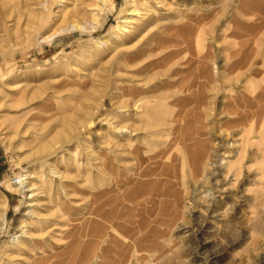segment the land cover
<instances>
[{
  "label": "rangeland",
  "instance_id": "1",
  "mask_svg": "<svg viewBox=\"0 0 264 264\" xmlns=\"http://www.w3.org/2000/svg\"><path fill=\"white\" fill-rule=\"evenodd\" d=\"M20 1L0 0L1 95L14 101L21 100L27 109L33 108L39 114L40 120L47 121L51 115L67 118L71 128L57 119L45 131L53 128L59 131L56 140L50 144L70 142L64 151L45 161L42 151L37 154L32 148L35 142L29 139L31 136L26 137L25 146L20 149L19 138L0 129V209L5 199L8 205L6 229L0 231V264H31L34 261L36 264H76L87 252L84 245L91 239L92 228L117 209L120 215L126 209L131 212V216L119 220L120 236L122 233L134 236L136 244L144 238V232L153 229L156 233L150 236L155 246L145 247L146 250L139 252L135 246L130 248L133 251L130 250L128 264H264V0H164L165 5H172L177 12L172 31L177 39L167 43L168 53L180 54L162 63L159 67L164 64L163 67H157V71L151 70L140 77L152 80L154 92L150 106L156 114L151 119L156 138H150L156 143L152 151L154 157L146 160V155H142L144 164L140 172L154 167L151 179L159 180L160 188L168 178L167 195L162 206L168 205L166 208L171 211L174 194H181L183 213L176 221L166 224L167 217L158 208L161 204L159 197L153 208L160 209L161 214L152 209L154 213L150 211L144 215L149 229L147 227V231L138 235L135 234L144 222L142 218L138 221L135 210L142 207L129 199L123 200L121 193L119 197L110 193L106 199L100 195L113 190L115 185L118 189L124 187L120 181L123 176L120 153L112 151L106 141L107 137H115L114 140L120 143V133L113 136L108 122L101 119H105L106 114L119 115L120 111L110 103L108 94L113 93L114 101L120 102L122 88L129 82L111 79L98 68L113 54L112 47L121 34V12L126 1L112 0L100 11L96 8V17L90 12L81 27L78 26L82 29H71L54 19L39 31L30 29L34 25L29 24V16ZM53 26L63 30L48 41L46 37ZM105 41L106 45L100 43ZM159 42L150 44L146 50L155 49L154 45H159ZM123 43L127 47L133 44L128 40ZM191 53L197 57L206 53L213 60L209 62V68L213 67V72L221 74V81L214 76L216 83L212 81L214 85L210 83L211 87L200 73L187 70L176 77H172L170 72L166 76L160 75L169 65L182 62L181 59L189 58ZM129 56L119 55V60L130 63L132 58ZM198 76V82L201 81L203 87L208 86L205 92L199 86L187 91V85L196 82ZM212 88L218 89L219 93ZM101 95L104 97L102 102ZM185 95L190 98L179 100ZM199 98L204 104L202 108L197 103ZM94 100L101 107L98 105L99 113L88 124L85 112L92 108ZM232 110L239 113L244 110L245 114L239 117L241 114L233 115ZM171 122L173 126L169 125ZM38 124L45 123L39 121ZM84 126V132L80 133L79 129ZM201 137L205 141L207 155L215 147L221 154L213 169L214 180L191 175L193 154L197 153L194 147ZM48 138H41L39 144ZM144 143L141 137L138 145L142 147ZM220 143L224 146L220 147ZM38 159L44 160V164L36 162ZM237 164L242 165L241 169L233 173ZM54 167L64 170V176L70 178H63L61 185L64 186H58L60 180L53 178ZM98 167L101 171L97 170ZM204 168L199 171L203 176L207 173ZM133 169L128 168L129 179H133ZM27 174L32 177L27 181L40 187L28 210L38 214L45 207L55 209L57 201H60L68 208L67 219L72 220L70 224L60 222L62 226L55 227V235L43 245L34 232L37 228L29 226L34 215H24L27 209L20 191L23 183L20 188L10 183L13 176L23 178ZM172 191L174 193L171 194ZM109 198L117 201L112 203ZM166 208L165 214L169 212ZM21 227L34 235H20L24 230ZM79 229L83 236L79 231L74 232ZM15 236H20L22 245L14 244ZM115 246L108 247L105 252L104 257L109 262H117L120 251L129 247L122 244L121 238Z\"/></svg>",
  "mask_w": 264,
  "mask_h": 264
},
{
  "label": "bare ground",
  "instance_id": "2",
  "mask_svg": "<svg viewBox=\"0 0 264 264\" xmlns=\"http://www.w3.org/2000/svg\"><path fill=\"white\" fill-rule=\"evenodd\" d=\"M111 1L112 0H22V1H20V4L24 7L23 9H25L24 10L25 14H27L29 16V18H28L29 24L31 23L34 25V26L32 25L33 27H31L30 29H32L34 31H36V30L39 31L38 29H41L42 27L48 26V24L54 19L56 21H58V23L67 24L71 29H74L75 27L79 28V27H81V23L88 17V14L90 12H92L93 17H96V14L94 13L96 8H98L97 10L100 11L101 9H103L102 7H105L106 5L111 3ZM125 1H126L125 8L121 12V17H122L121 24H123L121 27V34H120V36L117 35L118 37L116 38V43L112 47L113 48V54L106 62H104V63L100 62L101 64H99V68H98V70L100 72H104L105 74L110 76L111 79L112 78H120V81L124 80V81L129 82L128 85L124 86L125 88H122L123 92L120 95V102L114 101L115 97H114L113 93L108 94V95H110L109 96L110 103H112L113 106H115L116 109L120 111L119 115L106 114L105 119L104 118L101 119L102 121L108 122V126L113 131V136L115 135V133H120V143H117L114 140L115 137H113V138L107 137L106 141L109 145H111L110 148L112 149V151L120 153V168L123 169V172H122L123 176L121 177L120 181L124 184V187L120 186V188L118 189V186L115 185L114 186L115 190L113 189V190H110L109 192H102L100 195L106 199L110 193H111L110 195H114V196H118V197H119V194L121 193L120 197L123 196V200L129 199L130 202L137 204L136 206L142 207V208H138L135 210L137 212L135 217H138V221L142 218V222H144V224L141 225L142 226L141 229L138 230L137 233L135 234V235H138V234H141L143 231H147L148 224L146 225V219L144 220L143 217H144V215L150 214L154 210L153 205L157 203L156 199L159 197L161 198V201H160L161 204L158 201V203L160 204V207H158V208H161L162 214L165 216V218L167 217L166 224H171L173 220L176 221L177 218L179 217V215L180 214L182 215V213H183L182 212L183 207L181 205L182 204L181 203L182 202L181 194H176V195L174 194V196H175L174 200H173L174 205L172 204L173 207H172L171 211H169L168 208H166L168 205L164 206L166 208V210L169 211L168 213L165 214L164 207L162 206V204L164 203V197L167 195L166 192L168 190V182H166V180L168 179L167 177H166L167 179H165V181L162 185V188H160L161 182L159 180H156V179H151V176L154 175V170H153V169H155L154 167H151L152 168L151 169L148 166L149 167L148 169H144V171L140 172V170H142V164H144V156H142V155H146V160H150L151 156H153L152 151H153V148L155 147V144H156L153 140H150V138L155 137V134H153V130L155 128V125L151 122V119H152V116H154V115L156 116L155 113L153 114L152 107L150 106V101H151V99H153V96H151V94L154 92L152 89V86H151L152 80H151V78L143 79L140 77H141V75L145 74L146 72H150L151 70L157 71L156 68L159 67L162 63H165V61L167 62V61L175 58L180 53H175V54L171 53V52L168 53L169 46L168 47L166 46L167 43L172 42L171 40L175 41V39H177V37L176 36L174 37V35L172 33V31H173V20H174V18H176L175 14L177 13L176 10L172 7V5H169V6L165 5L164 0H125ZM20 4L18 3V5H20ZM119 28H120V26H118V29ZM79 29H82V28H79ZM62 30H63L62 27L57 29L53 26L50 30L49 35L46 37V40H48V41L52 40L57 35V33L61 32ZM119 39H120V41H119ZM125 40L133 42V44L131 46L127 47V46H125L126 44L123 43ZM159 41H161V43ZM156 42H159L161 45L156 44L157 46L154 45V48L156 47L155 49H150L148 51L146 50L147 46H149L150 44H155ZM100 43L102 45H106V41L100 42ZM174 48L177 49V46H174ZM122 54H126L128 56L130 55L129 57L132 58L131 62L130 63H124L121 60H119V55L121 56ZM175 60L177 61V59H175ZM181 61L182 62H178L175 64L173 63V64L169 65V68L167 70L165 67L164 70H166V71H164L163 73H160V75L166 76V75L171 73L172 77L173 76L176 77V76L180 75L182 72L187 70L190 72L195 71V73H197V72L200 73L208 81V82H206L207 85L210 83H213V85H214V82L216 83V80H213L214 76H218L217 81H219V80L221 81V78H222L221 74L219 72L217 73L216 71L213 72L212 70H214L215 68H213V67L211 69L209 68V66H210L209 64L212 63L213 60L210 59V57L206 53H202L201 57H197L195 54L191 53V56L189 58H186L184 60L181 59ZM157 62H159V63H157ZM163 65L161 67H163ZM161 67H159V68H161ZM78 71H80V70H78ZM168 72H170V73H168ZM198 79H200L199 76L197 77L196 82L193 81L194 83L187 85L186 90L190 92V89L194 88L196 86H199L200 88H202L204 86V84L202 85V83H200L201 81L198 82ZM185 81H186V79H185ZM212 81H214V82H212ZM213 85L210 84L211 87ZM217 85L218 84H216V86ZM210 86H209V88H210ZM207 87H203L204 92H205V88H207ZM184 88H185V86H184ZM214 88H212V91L218 90V89L215 90L217 87L215 89ZM198 90H200V89H198ZM199 92H201V91H199ZM209 93H210V91H209ZM201 94H202L201 96H203V93H201ZM214 94H216V93H213L212 95H214ZM187 95L180 97L179 100L184 101V100L189 99L190 97H188ZM191 95H192V93H191ZM198 95H200V94H198ZM21 96H23V95H21ZM210 97H212V96H210ZM103 98L104 97L101 95L100 102H102ZM214 101H217V99H215ZM238 102H240V101H238ZM197 103L200 104V106L202 105L201 108L204 105L201 101V98L198 99ZM212 103H214V102H212ZM152 104H153V102H152ZM198 104H197V106L199 107ZM25 105L26 104L24 102H21V100L20 101H14L10 98H6V96L1 95V92H0V129H1V131H6L7 133H12L14 137L19 138L20 143H21L20 149L24 148L25 145H23V143H25L24 140L27 139L26 137L31 136V137H29V139L35 142V144L33 145L32 148H35V153L37 152V154L41 150L43 153V158L45 159V161H46V159H48L50 157L56 156V154H58L59 152L64 151V149L66 148V144L69 143L70 141H67L65 143H61L60 141H58V142H53L52 144H50L53 140H56L55 138L58 137L59 131H56L55 128L49 129L48 132H46L45 130H47L49 128L48 126L51 122H53V120H57V119H59L61 124H66L65 126H68L69 128H71V126L69 124V120L67 118L66 119L65 118H56L57 116H55V115H51V118L47 119V121L42 120V119L40 120L39 114L35 113L34 112L35 110L33 108L27 109V106H25ZM98 105H99V107H101L100 104H97V105L95 104V100L92 101V103H91L92 108L88 112H85V116L88 118L87 119L88 124H91L93 121V117L99 113ZM243 106H245V105H243ZM209 109H210V107H209ZM222 109H224V108L222 107ZM235 109H237V108H235ZM234 111L233 110L231 111L232 114L233 115L234 114H237V115L241 114L239 117H241L242 115L244 116V114H245V113H243L244 110L240 111V113H239V111H236V110H234ZM217 112H218V110H217ZM202 113H203V111H202ZM224 114L227 115V113H224ZM183 115H186V114L183 113ZM234 117L235 116H233L232 118H234ZM107 118H110V120H115V121L109 122V119H107ZM141 118H143L142 120H145V121L142 122ZM39 121H41L42 123H45V124L39 125L40 124V123L38 124ZM172 122H174V121H172ZM172 122L169 125L173 126L174 124H172ZM231 123H232V121H231ZM179 126H182V124H180ZM177 128H179V127H177ZM181 128L182 127H180V129ZM170 129H172V128H170ZM174 129H175V127H174ZM180 129H179V131H180ZM200 129L203 130V128H201V127H200ZM79 130H80L79 131L80 133L84 132L83 130H85V126L81 127ZM182 130H184V128ZM31 132H32V135H30ZM232 134H234V133H232ZM43 137H44V139L48 138V137H50V138H48V140L46 139L45 143L39 144L40 143L39 140H41V138L43 139ZM141 137H143V140L145 141V143L142 147H140L138 145ZM246 141H247V139H246ZM171 143H172V141H171ZM21 145H23V146H21ZM204 145H205V141L201 137V140L197 141L196 148L194 147V150L197 151V153L193 154V160H192V165H191V169H192L191 175H195L196 178H200V179L203 178L205 180H209V179L214 180L213 179V177H214L213 169L216 167V165L218 163V155H221V154H219L218 148L215 147V149H213L214 151H211V153H209L207 155L205 153L206 148L204 147ZM225 145L227 146V144H225ZM219 146L220 147L224 146V143H220ZM119 149H120V151H119ZM224 149H222V150H224ZM35 153H33V154L35 155ZM188 154H190V153H188ZM151 160H152V158H151ZM37 161H41L40 163H43V164L45 162L44 160H40V159L36 160V162ZM151 162L152 161H150V163ZM147 164H148V162H147ZM153 164H156V163L154 162ZM237 165L238 166L236 167L235 170H233V173H234V171H236V172L240 171L242 165L241 164H237ZM204 167L207 169L206 170L207 173L205 176H203L199 173L200 169H202ZM128 168H130V169L134 168L133 169L134 170V172H133L134 176H132L133 179H131V178L129 179V176L127 173ZM52 170H53V176H54L53 178L60 180V182L58 183V186H59V184L61 185L63 178L70 179L69 177L64 176L65 175L64 170L61 171L59 168H56V167H54ZM97 170L101 171L100 167H98ZM108 170L111 171V168ZM138 170L140 173L138 172ZM100 173L102 174L103 171ZM160 174L162 175V173H160ZM164 175H166V173H164ZM17 178L20 179L19 180L20 185H22V183H23L22 187L20 188V191H21V194L24 198L25 208L27 209V214L24 213V215H29V216L34 215V219H32L30 221L29 226L30 227L33 226V227L37 228L34 232L37 235H39V237L41 238L40 239V245L46 244V242H48V241H50V239H52V237H53L52 235L53 234L55 235V232H56V230H54L55 227L56 228L61 227L62 226L61 223L65 222V221L68 222L69 224L72 222L71 218L67 219L68 214L66 213V210H68V208L64 207V205L60 201H57V203H56V201H54V203H56L55 209L45 207L44 211H42L40 213L37 212L38 214H33L31 211L28 210V208L31 209L32 200L37 195V190L40 189V187L38 188L36 184L30 183L29 181H27L28 179L32 178L28 174L25 175L23 178L22 177H20V178L17 177ZM115 181H116V179H115ZM61 186H64V185H61ZM129 187H133L132 190L128 189ZM171 187H172V185H171ZM128 191H130V192H128ZM172 193H174V192L172 191L171 194ZM171 197H172L171 199H173V196H171ZM94 199H97V198H94ZM109 201H111L112 203H115L117 200L115 198H109ZM155 201H156V203H155ZM50 202L52 203L53 201L51 200ZM170 206H171V204H170ZM7 207H8L7 200L5 199L2 202L1 209H0V231H4L6 229ZM117 210H113L112 212H110L108 218H102L101 223L99 222L97 225H95L94 228H92L93 232L91 233V239H90L89 243H87L85 245L83 243L87 252L90 253L91 249H92V252L90 254L85 252L84 255L80 256V258L76 264H128L130 262L129 259H130V255H131L130 254V250H131L130 248L131 247L135 246L136 248H138L137 249L138 251H136V252H139V251H143L142 249H144L145 247L148 248L149 246H155L154 241H152V239L150 238V236L153 237L154 234L156 235V233L152 231L153 230L152 228H151L152 230H148L149 233H148V231L144 232V234H145L144 238L140 239V241H138V243H136V244H135L136 238H134V236L130 237V236L123 234V233H122V236H120L121 234H120L119 220H120V218L122 219L124 216H131V212L129 211V209H126V211L122 210L123 212L120 215V212H117ZM154 211H153V213H154ZM156 211L160 213V209H159V211H158V209ZM152 215H154V214H152ZM89 216H90V214H89ZM114 216H115V219H117L118 221H116L114 219ZM116 216H118V217H116ZM165 218H163V221ZM49 219L52 220V222ZM123 219H125V218H123ZM126 220H127V218H126ZM20 226H21V224H20ZM96 226H97V228H96ZM179 227H181V225ZM20 229L21 230L24 229L22 231V233L20 234L22 236L32 237V234L34 235V233H31V232L25 230V228H23V227H21ZM148 229H149V227H148ZM77 231L80 232L81 230L80 229L75 230L74 232L76 233ZM80 233L82 235L83 232H80ZM147 234H149V236ZM19 237L20 236H15L13 238L14 244H17L18 246L20 244L22 245V243L19 241ZM120 238L122 239V244L124 246L125 245L129 246L128 250L123 249L122 251H120V255H117V256H119V259L117 262L107 261V259L104 257L106 250L108 249V247L110 248V246L112 247V246H115V244H117V243L119 244ZM117 240H119V242ZM126 240H129L130 243H128ZM72 245L73 244L71 243L70 247ZM113 249H111V250H113ZM144 250H146V249H144ZM131 251H133V250H131ZM34 260H36V259H34ZM135 260L137 262V259H135ZM31 264H36V262L34 261Z\"/></svg>",
  "mask_w": 264,
  "mask_h": 264
},
{
  "label": "built area",
  "instance_id": "3",
  "mask_svg": "<svg viewBox=\"0 0 264 264\" xmlns=\"http://www.w3.org/2000/svg\"><path fill=\"white\" fill-rule=\"evenodd\" d=\"M20 178V177H19ZM20 179H18L17 177L13 176L10 180V183L13 184L14 186L16 187H21L20 185V182H19Z\"/></svg>",
  "mask_w": 264,
  "mask_h": 264
}]
</instances>
